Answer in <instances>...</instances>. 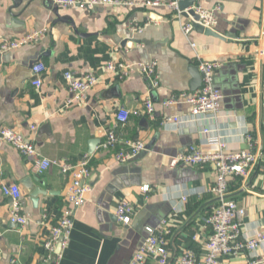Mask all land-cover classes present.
<instances>
[{
    "label": "crops",
    "instance_id": "obj_1",
    "mask_svg": "<svg viewBox=\"0 0 264 264\" xmlns=\"http://www.w3.org/2000/svg\"><path fill=\"white\" fill-rule=\"evenodd\" d=\"M49 1L21 0L15 6L14 0H0V31L5 36L48 28L41 42L0 57V127L22 132L51 159L77 163L91 155L93 191L77 212L59 264H128L147 229L165 218L171 230L168 264H179L177 258L189 249L204 256L211 233L204 218L216 203L211 190L216 173L210 166H173L172 159L203 141L205 126L225 135L233 148H248L244 135L254 136L262 156L249 177L230 178L228 196L245 208L244 235L264 229V0L203 1L217 9L214 29L235 36L227 40L196 31L187 37L182 26L190 18L178 16L167 0L92 10L62 6L55 10ZM145 23L143 32L132 29ZM191 41L205 58L224 63L215 77L223 93L221 110L218 117L190 119L173 129L162 123V117L177 114L188 119L192 104L182 101L164 107L161 102L174 94L194 92L190 66H197V60ZM111 59L157 60L160 86L152 89L138 72L125 79L102 74ZM39 62L47 69L43 86L36 88L32 68ZM67 71L78 76L93 71L101 77L83 101H76L65 79ZM149 95L155 102V119L142 114ZM122 107L133 114L118 129L120 136L146 143L141 156L125 163L116 160L115 149L99 148ZM93 145L95 151L90 153ZM70 180L56 166L37 173L32 160L0 140V264H46L45 242L63 215ZM14 183L21 187L22 213L28 217L23 228L11 221L13 200L1 190L3 184ZM144 185L150 190L143 191ZM35 187L47 192L39 195L37 204L31 196ZM122 199L130 200L136 210L129 225L115 214ZM250 257L247 252L221 256L219 264H246ZM148 264L157 263L150 259Z\"/></svg>",
    "mask_w": 264,
    "mask_h": 264
},
{
    "label": "built area",
    "instance_id": "obj_2",
    "mask_svg": "<svg viewBox=\"0 0 264 264\" xmlns=\"http://www.w3.org/2000/svg\"><path fill=\"white\" fill-rule=\"evenodd\" d=\"M203 1L198 0L185 11L195 9L200 16L199 22L205 27L214 29L218 21L217 9L206 7ZM55 3L62 7L79 8L81 10H92L96 7L119 8L158 4L157 1L153 0L142 2L131 0H55ZM166 5L178 16H183L180 0H167ZM147 24H137L132 26V29L143 32ZM182 30L187 37H190L192 32L191 19L183 24ZM47 33L48 28H42L11 38L0 31V56L24 46L41 42ZM191 46L195 50L196 65L203 76V84L191 94H174L161 102L164 107L182 101L192 104V117H188V119L177 114L162 117V123L165 125L171 124L173 129L179 128L181 123L190 119L199 120L209 116L218 117L221 110L223 93L215 85V77L224 63L219 59L205 58L200 52H197L195 42L191 41ZM46 69L47 67L43 62L36 63L33 66L34 79L32 84L36 88L43 86L42 76ZM133 72L145 76L149 80L152 89L158 88L161 84L157 60L124 62L111 59L106 62L102 74L115 73L119 78L125 79ZM64 75L70 91L74 93L73 100L76 101H83L88 92L98 84L101 77V74L93 71H88L80 76L72 71H67ZM132 114L133 112L130 109L120 108L116 116L115 126L106 132L105 138L99 146L102 150L115 149V158L119 163L134 159L146 149L144 140L125 139L118 132L120 127L127 124ZM142 114L148 115L152 119H155L157 115L155 102L150 95L144 101ZM32 128L35 129L36 126H32ZM202 132L204 140L191 144L184 153L175 156L172 159V165L210 166L214 169L216 182L211 190L216 197V203L211 212L204 218L211 233L204 245L206 248L204 256L199 257L193 250L189 249L177 258V262L179 264H219L221 256L247 252L251 254V257L246 264H264V229L261 228L254 234L244 235L241 229V218L245 215V208L228 196L230 178L235 176L249 177L262 156L261 149L257 148L256 140L251 132L244 135L248 144L246 149L233 148L225 135L214 132L209 126L203 127ZM0 140L12 145L21 154L32 160L37 173L42 174L51 167L56 166L63 174H68L71 177L66 194L67 205L62 217L52 226L50 237L45 242L44 263L59 264L62 256L61 250L69 241L77 212L87 203L88 197L93 191V186L88 181L91 174V155L86 154L77 163L48 158L40 153L33 140L10 126L0 127ZM141 189L146 192L150 190V186L144 185ZM1 190L4 196L13 200L11 221L20 228L25 227L28 217L22 213L21 187L15 183L3 184ZM115 214L121 223L129 225L134 219L136 210L130 200L122 199L116 205ZM147 232V237L128 264H148L150 259H153L157 264H168L171 259L167 240L168 235L171 233L168 220L166 218L161 220L156 227H149Z\"/></svg>",
    "mask_w": 264,
    "mask_h": 264
},
{
    "label": "water",
    "instance_id": "obj_3",
    "mask_svg": "<svg viewBox=\"0 0 264 264\" xmlns=\"http://www.w3.org/2000/svg\"><path fill=\"white\" fill-rule=\"evenodd\" d=\"M21 0H14V4L15 6L19 5ZM198 0H180V8L181 10H183V13L182 15L187 17V18H190L191 19V22H192V31H196V32H200V33H204L206 35H209V36H214V37H217V38H220L222 40H227V39H232L234 38L235 36L234 35H230V34H223L219 31H217L216 29H213V28H208V27H205L203 26L199 20H200V16L199 14H197L196 10L195 9H190L188 11H185L186 9H188L189 7L193 6L195 4V2H197ZM51 6H54L55 7V10L58 9L59 5H57L54 0H50L48 2ZM1 57V56H0ZM190 73H191V76H192V81L190 83V89L192 91H196L197 89H199L202 84H203V76L200 72V70L198 69L197 66H190ZM96 143V142H95ZM95 147L96 146H92V148H90V153H93L95 151ZM144 152H141L137 157L141 156ZM94 176V173L92 172L90 174V177L88 178V181L92 184V178ZM32 186H28V188H31ZM32 189V188H31ZM46 190H43L42 188L40 187H35L32 191H31V196L33 198V201L35 204L38 203V200H39V195L40 194H46Z\"/></svg>",
    "mask_w": 264,
    "mask_h": 264
}]
</instances>
